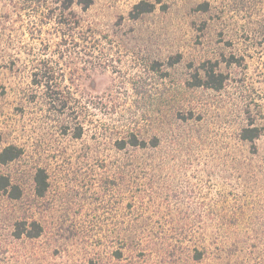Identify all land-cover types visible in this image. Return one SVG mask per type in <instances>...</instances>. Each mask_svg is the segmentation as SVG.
<instances>
[{"label": "rangeland", "instance_id": "1", "mask_svg": "<svg viewBox=\"0 0 264 264\" xmlns=\"http://www.w3.org/2000/svg\"><path fill=\"white\" fill-rule=\"evenodd\" d=\"M212 66L222 91L190 87ZM130 135L146 146L119 149ZM9 146L21 155L0 176L21 195L0 197V229L44 228L12 264L264 258V0H0Z\"/></svg>", "mask_w": 264, "mask_h": 264}, {"label": "trees", "instance_id": "2", "mask_svg": "<svg viewBox=\"0 0 264 264\" xmlns=\"http://www.w3.org/2000/svg\"><path fill=\"white\" fill-rule=\"evenodd\" d=\"M93 0H77V3L83 5L84 7H88L92 4ZM149 6L147 3L142 2L137 5L138 15L148 12ZM208 6V3H206ZM153 8V7H150ZM203 76L196 75V83H191L190 87L192 88H205L209 90H213L216 92H220L225 88V83L227 77L225 74L221 72H217L214 67L212 68H204ZM60 112L71 111V108L66 104L62 105L59 109ZM73 110V109H72ZM83 128V127H80ZM263 134V129L259 125H255L252 120L249 121L248 125L244 127L241 131L240 138L242 141L254 143L257 139H259ZM159 144L158 139H155L153 143L154 147H157ZM127 146H131L134 148L146 146L145 142L140 143L135 135H130V138L127 142L118 143V148L122 149ZM21 155V150L15 146H9L4 149V151L0 154V162L7 163L9 161H13L17 159ZM48 177L46 172L43 169H39L35 177V188L36 194L39 197L44 196L45 192L48 189ZM9 196L10 198L17 199L21 195V190L18 185H14L11 179L7 176H0V197L1 196ZM44 228L36 220H22L13 224V229L7 232L5 229H0V264H12L13 256L11 255V247L17 241H32L39 239L43 236ZM196 255L195 260L200 261L204 256V251L195 249ZM203 250L205 248L203 247ZM232 264H264V258H245L237 256V259L233 261Z\"/></svg>", "mask_w": 264, "mask_h": 264}]
</instances>
